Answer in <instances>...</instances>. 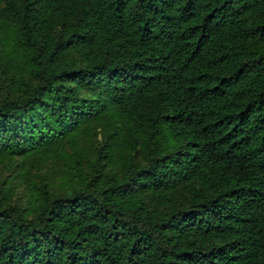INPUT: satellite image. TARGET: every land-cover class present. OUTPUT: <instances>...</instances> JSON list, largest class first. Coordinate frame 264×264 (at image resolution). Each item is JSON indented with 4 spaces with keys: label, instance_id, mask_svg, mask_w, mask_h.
Wrapping results in <instances>:
<instances>
[{
    "label": "trees",
    "instance_id": "obj_1",
    "mask_svg": "<svg viewBox=\"0 0 264 264\" xmlns=\"http://www.w3.org/2000/svg\"><path fill=\"white\" fill-rule=\"evenodd\" d=\"M0 264H264V0H0Z\"/></svg>",
    "mask_w": 264,
    "mask_h": 264
},
{
    "label": "rangeland",
    "instance_id": "obj_2",
    "mask_svg": "<svg viewBox=\"0 0 264 264\" xmlns=\"http://www.w3.org/2000/svg\"><path fill=\"white\" fill-rule=\"evenodd\" d=\"M63 167H64L63 162H61L59 160H56L54 162V160L51 161V159H50V161L43 163L42 169L37 168L35 170V173H36L35 177L41 176V175H39V173H41V172H37V170L43 171L41 174L48 177L49 180H51V184H53L55 187L59 188L62 184V181H63V179L59 176Z\"/></svg>",
    "mask_w": 264,
    "mask_h": 264
}]
</instances>
